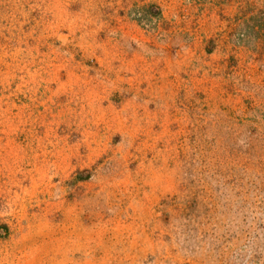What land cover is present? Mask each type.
Returning <instances> with one entry per match:
<instances>
[{
    "label": "rangeland",
    "instance_id": "374dc122",
    "mask_svg": "<svg viewBox=\"0 0 264 264\" xmlns=\"http://www.w3.org/2000/svg\"><path fill=\"white\" fill-rule=\"evenodd\" d=\"M0 264H264V0H0Z\"/></svg>",
    "mask_w": 264,
    "mask_h": 264
}]
</instances>
